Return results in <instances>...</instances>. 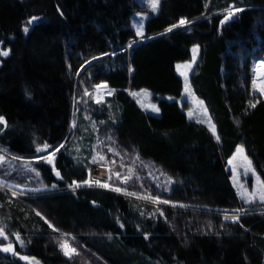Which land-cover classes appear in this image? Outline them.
I'll use <instances>...</instances> for the list:
<instances>
[{
  "label": "trees",
  "instance_id": "16d2710c",
  "mask_svg": "<svg viewBox=\"0 0 264 264\" xmlns=\"http://www.w3.org/2000/svg\"><path fill=\"white\" fill-rule=\"evenodd\" d=\"M140 8L135 0H0V46L8 49L0 57V151L34 158L45 145L55 150L52 163L32 161L35 181L24 178L43 187L36 195L0 188V228L39 264H82L56 245L58 231L106 264H264V208L236 220L220 215L241 206L225 166L237 144L264 184V94L252 78L253 63L264 60V0H159L143 37L126 47L135 38L129 14ZM192 44L198 56L188 81L213 132L177 101L175 63L189 59ZM88 78L109 93L84 106L77 97ZM138 89L150 92L155 113L128 95ZM97 130L171 184L135 171L120 192L75 188ZM0 264L29 263L0 250Z\"/></svg>",
  "mask_w": 264,
  "mask_h": 264
},
{
  "label": "rangeland",
  "instance_id": "374dc122",
  "mask_svg": "<svg viewBox=\"0 0 264 264\" xmlns=\"http://www.w3.org/2000/svg\"><path fill=\"white\" fill-rule=\"evenodd\" d=\"M135 1L138 3V5L140 4L141 8L132 10L129 14V25L134 31L135 38L129 40L126 47L129 46L132 42L143 37V34H137L138 29H141L142 27L143 33V24L145 19L149 14L154 13L157 9V6L155 9H153L154 0ZM194 48L198 49V46L196 44H192L190 46V57L188 60L175 63V70L182 81V89L180 96L177 98V101L179 105L182 106L187 115L197 118L205 124L210 132H213V124L206 113L205 107L201 99L193 93L188 81L189 71L193 63L195 62L193 61ZM4 51H8V49L6 47L2 48L0 46V53ZM1 56L4 55H0V57ZM197 56L198 52L196 53V59ZM185 65H190V67H184ZM181 73H184V75H182ZM86 80V84L81 87V97H77V99L80 100V104L86 106V104H84L86 101L85 99H89L91 103H98L102 101L105 95L109 93V89L103 82L92 83L90 82L89 78ZM255 85L257 86V88H259L256 83ZM128 95L132 97L133 100H135V102L143 110L150 112L157 111V107L154 101L151 99L149 91L145 89H138L135 91H128ZM79 109L82 110L83 117L89 119V113L86 111V109L81 108V106H79ZM74 110L75 108L73 109V111ZM70 123L73 124V119L70 120ZM92 123L94 124L93 121ZM97 131V137L95 138L92 146V158L87 168L85 180L81 183H73L75 188L84 186L91 188H103L107 190L110 189L120 192L121 188L119 187L121 184L126 183L127 179H134L136 177L134 175V173H136L135 171L141 172L149 180L151 177L156 184H158L159 186L163 185L164 189H167V187L171 184V180L168 177H165L163 174L161 175V172L156 170L153 166L141 162L131 151L122 148L120 144L116 143L113 138L105 137L107 135L106 133L103 135L99 134V131L103 132V130ZM239 149H243V146L240 143L236 145L234 151L226 160L225 166L229 171L230 183L241 206L236 211L225 210L220 214L222 217L232 218L236 217L240 212L248 211L251 208H264V200L260 199V196L264 194V187H262L263 182L259 175L256 173L250 158L245 154L244 149L242 152L238 151ZM50 153L51 152L45 151L35 156L34 158H24L0 151V188L7 190L9 194L14 196L29 197L31 195H36L34 192L43 187L41 185L34 184L29 186L24 182V178H28L29 181H35L36 173L33 170L32 161H34L35 159H42V157H47L48 155H51ZM95 169H99L101 172L99 171L98 175H93L92 172L95 171ZM97 181H99V183H97ZM27 190L32 191L34 194L31 192H26ZM130 192L131 191H124L122 193L154 205L157 204L173 207H183L179 203L159 200L155 197L151 199L141 197ZM252 193H256V195L253 196L251 195ZM255 205L257 206L255 207ZM0 230H2L4 233L3 236H0V250L4 251L5 248L11 246L12 251L4 252L18 257L22 261H25L29 264H39L38 260L33 255L26 254L24 252L22 253L15 249L14 243L18 244L19 242L17 240L15 241L14 239L17 236L16 233H8L4 231L3 228H0ZM54 240L63 254L80 258L82 260V264H106L98 257H95L94 255H88L89 252L82 246L81 243H79L77 238L69 232L58 231Z\"/></svg>",
  "mask_w": 264,
  "mask_h": 264
},
{
  "label": "snow or ice",
  "instance_id": "6c2138e0",
  "mask_svg": "<svg viewBox=\"0 0 264 264\" xmlns=\"http://www.w3.org/2000/svg\"><path fill=\"white\" fill-rule=\"evenodd\" d=\"M157 2H158V0H154V2H153V9L156 8V6H157ZM232 15H233V11H229L228 15L225 16L224 20H222L221 23H224L225 21H227ZM33 19H35V18H33ZM31 22H32V21H29V24H31ZM186 23H188V21L182 19V20H180L179 25H174L173 27H178V26H181V25H185ZM24 31L27 32V31H28V28L25 27ZM169 31H171V29H169ZM137 34H138V35H142V34H143V33H142V27H141V29H138V33H137ZM197 52H198V49H197V48H194V49H193V61H195V59H196V53H197ZM0 55L7 56V55H8V52H7V51H4V52L0 53ZM184 67H190V65H185ZM261 67H264V64H262ZM181 74L184 75V73H181ZM255 83H257V82L254 81V84H255ZM261 83H264V81H262ZM257 90L260 91L262 94H264V87H260V88H258ZM251 106H252V107H255V104H252ZM0 122H3V118H2V117H0ZM213 131H215L214 126H213ZM47 148H48V146L45 145L43 149H38V151H46ZM238 151L242 152L243 149H239ZM51 155H52V156L55 155V150L51 153ZM45 159H48V158L45 157ZM48 162H49V163H52L51 159H48ZM57 175H59V173H57ZM257 179H259V178H257ZM97 183H99V181H97ZM102 186H106V185H102ZM262 187H264V184H262ZM251 195L255 196L256 193H252ZM260 199H261V200H264V194H262V195L260 196ZM232 219H233V220H236V219H238V217H232ZM3 235H4L3 231L0 230V236H3ZM4 251H12L11 246L5 248ZM73 251H74V250H73ZM66 254H67V253H66Z\"/></svg>",
  "mask_w": 264,
  "mask_h": 264
},
{
  "label": "bare ground",
  "instance_id": "6f19581e",
  "mask_svg": "<svg viewBox=\"0 0 264 264\" xmlns=\"http://www.w3.org/2000/svg\"><path fill=\"white\" fill-rule=\"evenodd\" d=\"M259 61V62H258ZM256 61L255 65H254V73L256 75V77L258 78V81H264V67H261V65L263 64L262 61L258 60Z\"/></svg>",
  "mask_w": 264,
  "mask_h": 264
},
{
  "label": "built area",
  "instance_id": "2783aa9c",
  "mask_svg": "<svg viewBox=\"0 0 264 264\" xmlns=\"http://www.w3.org/2000/svg\"><path fill=\"white\" fill-rule=\"evenodd\" d=\"M257 61V60H256ZM256 61H255V63H256ZM261 61V60H260ZM262 62H263V64H264V61L262 60ZM255 63H254V65H255ZM263 70H264V68H263ZM264 77V76H263ZM252 78H253V80L254 81H256L257 83V85L259 86V88L260 87H264V83H261L262 81H258V78L256 77V75H255V73H254V66H253V76H252ZM98 170L99 169H95V171H93L92 173H93V175H98ZM100 171V170H99Z\"/></svg>",
  "mask_w": 264,
  "mask_h": 264
},
{
  "label": "crops",
  "instance_id": "0c3cea01",
  "mask_svg": "<svg viewBox=\"0 0 264 264\" xmlns=\"http://www.w3.org/2000/svg\"><path fill=\"white\" fill-rule=\"evenodd\" d=\"M258 61V60H257ZM262 61V60H261ZM153 113H155V112H153ZM195 119H197V118H195Z\"/></svg>",
  "mask_w": 264,
  "mask_h": 264
}]
</instances>
